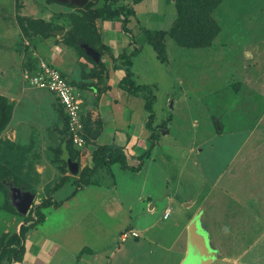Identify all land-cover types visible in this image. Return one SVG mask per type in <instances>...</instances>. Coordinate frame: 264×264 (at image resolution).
Wrapping results in <instances>:
<instances>
[{"label": "rangeland", "instance_id": "374dc122", "mask_svg": "<svg viewBox=\"0 0 264 264\" xmlns=\"http://www.w3.org/2000/svg\"><path fill=\"white\" fill-rule=\"evenodd\" d=\"M213 1L217 5L209 4L206 14L214 22L212 30L196 35L194 28L206 31L202 8L196 6L200 1L180 0L186 18L166 36L170 47L165 65L154 58L147 44L130 57L135 82L148 83L149 87L157 82L151 87L155 94L151 126L155 128L167 109L172 116L163 128H157L151 145L146 128L143 140L145 148L150 146L144 157L148 168L140 172V179L145 176V192L135 211L136 190L124 187L134 200L130 224H136L138 232L136 237L128 235L124 242L117 237L114 243L123 242L120 256L125 264H177L186 252L189 236H193L201 264H264V0ZM69 4L0 0V244L35 217V206L44 211L47 203L55 201L51 193L62 179L74 186L61 145L71 159L77 146L66 138L61 106L51 91L43 89L41 94L25 89L22 73L32 71L39 60H44L58 66L63 74L72 69L93 75L98 80L92 83H99L94 86L96 102L106 96L99 94L107 76L103 63L106 61L110 68L111 55L102 63L100 56L94 59L85 49L91 46L85 39L93 43L103 25L94 18L89 27L84 4ZM156 10H142L127 26L132 29L145 23L152 28L168 27L174 15L171 1L158 0ZM55 12L60 14H53L51 23L57 25L65 19L62 27L49 29L48 35L30 28L31 21L48 19ZM70 13L77 17L79 28H74ZM194 16L198 18L192 19ZM81 21L86 22L79 24ZM111 24L120 28L118 21ZM64 35L66 40L72 37L75 45L62 43ZM133 35L138 41L140 35ZM128 46L124 48L128 50ZM84 86L90 84L85 81ZM112 94L110 98L115 94L122 101L131 95L121 88ZM139 94L132 96L141 106L136 99L127 100L133 105L132 114L142 112L145 116ZM123 109L127 110L125 104ZM98 114L91 111L85 115V120L95 125L94 130L98 128L97 134ZM122 119L112 126L120 123L126 132L127 123ZM15 187L31 198L24 213L12 201ZM165 206L170 213L163 219ZM59 215L53 213L52 218L58 220ZM104 238L109 240L100 234L97 244H104ZM130 240L133 242L127 243ZM139 240L141 245L134 243Z\"/></svg>", "mask_w": 264, "mask_h": 264}, {"label": "crops", "instance_id": "0c3cea01", "mask_svg": "<svg viewBox=\"0 0 264 264\" xmlns=\"http://www.w3.org/2000/svg\"><path fill=\"white\" fill-rule=\"evenodd\" d=\"M132 6L135 10V16H140L142 10L145 12L157 11L158 0H141ZM100 22L103 26L99 29V41L107 46V49H101L100 53L97 51L98 57L100 56L102 60L101 62L103 63V60L105 61V58L111 55L110 68H108L106 61L103 63V68L104 71H107V76L104 78L105 83H102V92L99 95L105 93V98H103L101 102H96L95 97L98 93L94 91V86L99 83H92V81L96 82L98 80L93 75L89 76L87 73L78 70L75 73L72 69L65 71V74H63L59 69L79 93L81 98L80 111L82 126L84 123H88L86 124V127H84V129L86 128L85 130H83L82 127L83 134L86 133V139L83 137L84 144L82 146H77L78 149L80 148L79 150L76 148L72 151L74 152V158L71 159L66 152L67 157H69L71 161L74 160L76 162V166H67L69 169L67 173L73 176L74 185L75 179L78 178V172L83 166L90 164V154L93 148V142L100 144L113 143L120 146L125 154L126 163L131 164L135 162L136 157L144 151V143L146 140L144 141L143 139L147 137V133L145 134L147 129L144 126V115H142V112L132 114L133 105L131 101L133 102V99H136L139 106H141V102L135 97V95L133 97L132 94H128L129 96H127L124 101L115 94L110 98L111 95H113L112 91L119 89L116 87V81L118 79L117 75H121L122 73L121 68L113 66V57L121 50L119 48L125 47L128 44L129 39L122 29L113 27V24H111L113 22L107 20H100ZM105 23H110L111 26H108L109 24L105 25ZM153 55L154 58L158 60L154 52ZM86 78L90 81L88 82ZM85 81L90 84V86H84ZM107 84H110L109 88H106ZM113 84L116 88H113ZM25 86V89L28 88L30 92H41V94L45 92L42 88L32 87L27 84ZM47 92L50 91L47 90ZM128 98H130L131 101L127 100ZM107 103L110 104V108L112 109H108L106 105ZM123 104L127 107L126 111L123 109ZM95 109L99 112V124H97L99 127V133L95 137H90L89 135L92 134L90 131L94 130L95 125L90 121H86L87 119L85 120V115H89L91 111L97 114ZM125 114H127V116H124ZM122 117L125 118L124 122L127 123L128 131L126 132H124L120 124L123 120ZM109 120L111 124H109ZM117 121L120 122L117 123L119 126L114 128L112 125ZM109 127L111 128L108 129ZM109 132L114 135L116 134L114 136V142H112L114 137L108 135ZM100 134H102V137H100ZM109 139H112V141L110 142ZM61 148L63 152V144L61 145ZM144 168H148L144 158L142 159L140 167L135 171L123 169L118 162L103 165L98 167L87 178V183L77 188L72 194H70V192L74 188V186H71L73 182L63 183L65 179H62L60 181L62 183L58 184V188L54 189L53 193H51L54 196L55 201L59 200V204L53 206L52 203L55 202L53 201L52 203H48V207L45 206L46 209H44V211L41 210L43 213L42 220L27 228L24 232L22 239L24 252L21 260H13L8 264H72L69 263L70 259L73 261V264H125L123 258L120 256V252L122 251L124 246L123 242L126 237L123 238V242H119L118 245H115L114 243L117 237L120 238L119 234L121 230L127 225L132 226L129 227L130 229H134L137 226L136 224H130V214L134 200L137 201L134 204L135 211L137 209V203L141 201V197L145 192V176H142L140 179V172L142 170L144 171ZM67 173L64 174L68 176ZM126 185L128 186L126 189L133 188L136 190L134 200L132 199L133 201L131 200V197H128L130 195L125 191L124 187ZM53 213L60 214L58 220L52 218ZM113 224H116V226H113ZM101 230L105 232H102ZM71 233L72 236L70 238ZM89 234H92V236L87 237ZM93 234H95L94 237ZM100 234L105 237L108 236L109 238V240L104 238L106 242L101 246L100 244H97L99 241L96 242L99 239ZM93 241H95L96 244L92 243L91 245L90 243ZM131 242L133 241L130 240L127 243ZM135 242L138 245L142 244V241L140 240L134 241V243ZM83 248H86V250H81ZM160 248H162L161 250H168V248H165L164 246H160ZM183 256L178 260V263ZM129 263L130 262L127 264ZM153 264H162V261H155Z\"/></svg>", "mask_w": 264, "mask_h": 264}, {"label": "trees", "instance_id": "16d2710c", "mask_svg": "<svg viewBox=\"0 0 264 264\" xmlns=\"http://www.w3.org/2000/svg\"><path fill=\"white\" fill-rule=\"evenodd\" d=\"M100 1V2H99ZM141 0H93V2L96 3V5H92L93 2H89L88 0L84 3L83 7L87 8V15L86 18L89 17V22L88 26L91 27L93 26V19L98 18L101 21L107 20V21H118V24L120 25V29L126 34L128 37L129 45L126 50L124 47L121 48V50L113 57V66L116 68H121L122 69V74L119 77L117 81V86L118 88L123 89L126 93L130 94H137L140 92L139 96L143 99V104L142 108L145 111V120H144V126L148 129L149 132V143L150 145L154 143L156 137H157V128H163L165 124H163L165 121L170 120L172 113L170 110L167 109V113L160 118V122L153 128L151 126V122L153 115H154V110L152 108V104L155 98V94L152 92L151 87H155V84L157 82H151L149 87L148 83H142V82H135L134 79L132 78V72H131V59L130 57L133 56L136 52L139 51V49L142 47V45L147 44L148 46L151 47L153 50L156 58L163 63V65L166 64L167 60V52L168 48L170 47L169 44L166 42V36L174 30L177 24L181 22V20L185 19L186 17V11L184 10L182 4L180 3V0H170L171 4L174 7V15L171 18V20L168 22V27L166 28H152L148 27L145 24L138 23L136 27L132 26V29H130L128 26H126L127 22L131 20V17L134 18V20H137V17L135 16V10L133 8V4L139 2ZM196 4V6L200 7L201 6V11L203 12V15L205 17V22L206 25H204V29L206 31H201L196 28L198 32L196 35H199V33H209V30H212V25H214V22L210 20L209 17L206 16L207 11H208V5L213 4L216 1L213 0H199ZM46 2H57V3H65L57 0H46ZM98 2V3H97ZM216 4V3H215ZM214 5V4H213ZM217 5V4H216ZM71 6V5H70ZM53 14H55V17H57L60 13L55 12L51 13L48 19H37L34 22H32V25L29 24L30 28L33 31L36 32H41L48 35V30L53 28V27H62V24L66 23V20H60L57 22L58 24L51 23ZM72 15V13H70ZM67 17V16H66ZM136 17V18H135ZM71 21L75 29L79 28L77 23V17L72 15L71 16ZM198 16H194L192 19H197ZM81 20V19H80ZM63 21L62 24H60ZM86 21H81L79 24H84ZM138 22V21H137ZM22 30L24 33L27 34L26 32V27L22 25ZM133 32H135V36L140 35V38L138 39V42L133 35ZM63 35V34H62ZM65 39H63L61 42L65 44H71L74 46V42L72 41V37L69 38V40H66V35ZM88 44H91V47L95 49L96 51L101 52V49H107V46H105L103 43H101L100 36L97 34L96 40L91 43L88 41V39H85ZM71 41V43L69 42ZM96 44V45H95ZM76 47V46H75ZM77 49V47H76ZM128 51V52H126ZM178 51H181L178 49ZM178 53V52H177ZM177 56V54H176ZM121 57H124L121 59ZM35 58V57H34ZM33 62H36V59H34ZM64 76V75H63ZM65 77V76H64ZM66 78V77H65ZM68 81V80H67ZM69 82V81H68ZM143 89L144 90L143 92ZM165 105H168V102L165 103ZM61 106V105H60ZM1 108H0V118H1ZM3 109V113H4ZM64 114V124H65V130H66V115ZM5 120V119H3ZM2 120V121H3ZM1 123V122H0ZM163 124V125H162ZM158 125V127H157ZM83 130L84 127H86V123L82 126ZM94 136L97 135L98 128H95V130L90 131ZM83 137L85 138V134H83ZM69 139V137H67ZM86 139V138H85ZM154 140V141H153ZM68 142L72 141L69 139ZM93 148L91 150L90 154V164L85 165L82 167V169L78 172V178L75 179V185L70 194H72L77 188L81 187L83 184L87 183V178L98 168L103 165L110 164L112 162H118L120 166L123 169H129L132 171L137 170L140 167V164L142 163V159L144 157H147L150 146L144 149L142 153H140L137 157L135 162L131 164L126 163V158L125 154L122 150V148L116 144L113 143H96L93 142ZM64 161V160H63ZM73 161V160H72ZM65 163V161H64ZM59 201V200H58ZM58 201H55L52 203V205L56 206L58 205ZM48 204V203H47ZM40 205L35 206V217L31 218V220L28 223H22L19 227V230L17 233L11 234L5 241L0 244V264H8L9 262L13 260H21L23 252H24V245L22 242L24 232L27 228L33 226L35 223L39 222L43 218V213L41 212L40 209H38ZM130 229L129 226L127 225L123 230H128ZM136 237V236H132ZM81 250H86V248L81 249Z\"/></svg>", "mask_w": 264, "mask_h": 264}, {"label": "built area", "instance_id": "2783aa9c", "mask_svg": "<svg viewBox=\"0 0 264 264\" xmlns=\"http://www.w3.org/2000/svg\"><path fill=\"white\" fill-rule=\"evenodd\" d=\"M22 76L27 85L51 91L61 105L66 115V135L76 146L84 144L82 122H81V98L78 91L63 76L61 71L44 60H39L32 71L23 72ZM169 207H164L161 218H166ZM134 229L123 230L119 236L121 239L130 236H137Z\"/></svg>", "mask_w": 264, "mask_h": 264}, {"label": "water", "instance_id": "95a60500", "mask_svg": "<svg viewBox=\"0 0 264 264\" xmlns=\"http://www.w3.org/2000/svg\"><path fill=\"white\" fill-rule=\"evenodd\" d=\"M57 1L69 2L76 6H80V5H83L86 0H57ZM85 49L91 55L92 58L94 59L98 58V52L95 49H93L91 46H86ZM169 102H171V99ZM62 157L64 158L67 166L69 167L76 166V162L74 160L71 161L69 157H67L66 151L64 149H63ZM30 200L31 198L28 193L26 192L20 193L18 188L16 187L13 188L12 201L19 212L24 213L27 210L30 204ZM189 233L190 234L193 233L192 229H189ZM192 238L193 236H191V238L189 236L188 247L186 249V252L183 258L178 264H201L202 263V261L200 260V257L195 253V250H194L195 243Z\"/></svg>", "mask_w": 264, "mask_h": 264}, {"label": "clouds", "instance_id": "9594fccd", "mask_svg": "<svg viewBox=\"0 0 264 264\" xmlns=\"http://www.w3.org/2000/svg\"><path fill=\"white\" fill-rule=\"evenodd\" d=\"M62 109V108H61ZM80 110H81V107H80ZM81 112V111H80Z\"/></svg>", "mask_w": 264, "mask_h": 264}]
</instances>
